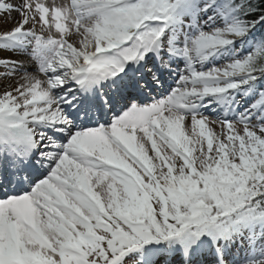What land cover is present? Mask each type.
I'll return each instance as SVG.
<instances>
[{
    "label": "snow or ice",
    "instance_id": "1",
    "mask_svg": "<svg viewBox=\"0 0 264 264\" xmlns=\"http://www.w3.org/2000/svg\"><path fill=\"white\" fill-rule=\"evenodd\" d=\"M0 264H264V0H0Z\"/></svg>",
    "mask_w": 264,
    "mask_h": 264
}]
</instances>
